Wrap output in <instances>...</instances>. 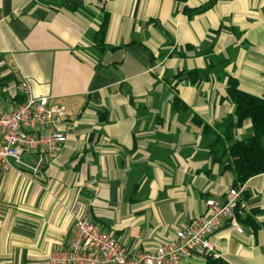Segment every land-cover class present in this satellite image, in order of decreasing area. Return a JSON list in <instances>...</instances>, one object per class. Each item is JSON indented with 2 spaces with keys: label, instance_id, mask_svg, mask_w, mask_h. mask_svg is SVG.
Wrapping results in <instances>:
<instances>
[{
  "label": "crops",
  "instance_id": "1",
  "mask_svg": "<svg viewBox=\"0 0 264 264\" xmlns=\"http://www.w3.org/2000/svg\"><path fill=\"white\" fill-rule=\"evenodd\" d=\"M24 78L67 109L68 140L38 171L0 166V264H49L80 202L130 250H152L234 186L231 157L208 144L253 134L250 119L235 126L228 85L264 96V0H0L1 110ZM245 187L243 231L226 225L213 251L177 264H264V173Z\"/></svg>",
  "mask_w": 264,
  "mask_h": 264
},
{
  "label": "built area",
  "instance_id": "2",
  "mask_svg": "<svg viewBox=\"0 0 264 264\" xmlns=\"http://www.w3.org/2000/svg\"><path fill=\"white\" fill-rule=\"evenodd\" d=\"M22 101L11 110L0 109V166H16L38 171L46 157L56 156L68 140L61 128L68 118L67 109L37 96L32 83L20 84ZM26 154L39 156L34 165ZM245 183L232 186L224 200L206 199L205 212L190 224L175 228L174 238L152 250L132 251L115 233L102 227L78 203L71 209L73 228L66 243L54 251L49 264H177L196 249L214 250L212 237L226 225L242 232L240 217L245 208Z\"/></svg>",
  "mask_w": 264,
  "mask_h": 264
},
{
  "label": "trees",
  "instance_id": "3",
  "mask_svg": "<svg viewBox=\"0 0 264 264\" xmlns=\"http://www.w3.org/2000/svg\"><path fill=\"white\" fill-rule=\"evenodd\" d=\"M174 1L181 4L188 0ZM106 26V21H104L100 28V34L105 32ZM228 94L235 104V126L239 127L245 120L250 119L253 125V134L243 139H234L231 134H226L225 137L218 135L208 145L214 159L222 160L225 156L231 157V161L226 167L235 172L234 185L238 186L249 178L264 173V96L259 97L241 90L235 78L229 80ZM196 121L203 122L199 118H196ZM210 129V126L205 125L206 131ZM226 139L231 143L229 146L225 145ZM246 221L254 224L251 216H248ZM209 260L212 264H227L223 260L212 257Z\"/></svg>",
  "mask_w": 264,
  "mask_h": 264
}]
</instances>
